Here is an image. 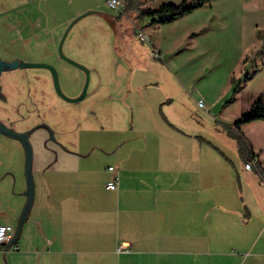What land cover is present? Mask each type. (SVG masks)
<instances>
[{
  "label": "rangeland",
  "instance_id": "1",
  "mask_svg": "<svg viewBox=\"0 0 264 264\" xmlns=\"http://www.w3.org/2000/svg\"><path fill=\"white\" fill-rule=\"evenodd\" d=\"M123 1L126 8L128 0ZM183 1L132 0L131 10L115 11L107 6V0H0L2 59L50 64L58 71L64 94L80 97L88 74L61 57L60 44L71 24L83 16L71 27L63 52L86 68L90 78L86 97L72 103L58 94L50 69L8 70L4 92L13 105H23L20 114L14 113L12 118L20 121L23 114L36 118L38 105L41 120L53 130L58 118L97 117L102 97L99 89L106 84L117 86L120 91L114 93L126 101L155 103L157 116L163 106L179 121V127L204 137L205 162L208 166L219 164L222 183H227L213 196L228 197L227 205L243 214L247 205L252 217H244L248 224L237 226L246 227L243 230L253 242H263L264 174L245 172L246 156L223 124L234 126L258 96L264 95V0H212L171 23L154 22L147 14L164 3ZM90 11L94 13L85 15ZM241 131L264 156V120L243 124ZM139 135L121 134L110 141L112 137L107 139L106 134H80L81 146L110 149L118 143L117 138L132 139L125 145L126 158L129 148L153 145ZM149 138L153 139V134ZM52 141H56L55 134ZM66 145L75 144L68 141ZM0 154V164L12 176L13 196L25 198L28 180L23 144L0 134ZM121 154L102 156L93 163L105 169L109 162L117 164ZM136 157L135 163L150 165L149 153L137 151Z\"/></svg>",
  "mask_w": 264,
  "mask_h": 264
},
{
  "label": "crops",
  "instance_id": "2",
  "mask_svg": "<svg viewBox=\"0 0 264 264\" xmlns=\"http://www.w3.org/2000/svg\"><path fill=\"white\" fill-rule=\"evenodd\" d=\"M119 91L101 86L97 117L58 118L56 141L48 142L43 131L31 137L35 199L19 238L8 250L9 243L0 246V264H264V241L253 242L246 227L237 226L248 224L249 207L243 214L227 205L228 197L212 194L227 183L219 164H206L204 137L179 127L165 107L157 116L155 103L129 102L117 97ZM26 120L19 125L40 122L33 116ZM80 134H106L110 141L141 134L153 145L129 148L125 158L132 139L117 138L110 149L85 148ZM68 141L76 146L68 147ZM253 150L258 163L252 169L245 163V172L264 174L263 151L255 144ZM137 151L150 154V165L134 162ZM121 152L118 163L105 169L93 163ZM6 170L0 164V226L13 229L15 237L28 196H13ZM116 176L119 187L108 189ZM120 246L130 251L119 252Z\"/></svg>",
  "mask_w": 264,
  "mask_h": 264
},
{
  "label": "water",
  "instance_id": "3",
  "mask_svg": "<svg viewBox=\"0 0 264 264\" xmlns=\"http://www.w3.org/2000/svg\"><path fill=\"white\" fill-rule=\"evenodd\" d=\"M91 13H94V12L93 11H90V12L86 13L85 15L91 14ZM82 17L83 16L79 17L78 19H76L71 24L69 30L66 32V34L63 37V40H62V42L60 44V54H61V57L64 58V59H66L70 63H72L74 65H77L78 67L83 68L87 72V74H88V80H87V83H86L84 92H83V94L80 97L75 98V99H72V98L67 97L64 94V92L62 90V87H61V84H60V79H59L58 71H57V69L54 66H52L50 64H46V63H35V62H25V61H21V60H14V61H11V62H6V61H4V60H2L0 58V75L2 74L3 71H6V70L7 71L8 70H15V69H19V68H48L53 73L55 87H56V90H57V92H58V94L60 96H62L63 98H65L66 100L71 101V102H77V101L83 100L85 98V96H86V93H87V90H88L89 81H90L89 80L90 79L89 78V72H88V70H86V68H84L80 64H78V63L74 62L73 60L67 58L64 55V52H63L64 41H65V39H66V37H67V35H68L71 27L73 26V24L76 21H78ZM0 131L2 133H4V135H6L8 137H11L13 139L19 140L23 144L24 149H25V152H26V176H27V180H28V189H27V192L25 193L28 196V202H27L26 208H25L22 216L20 217L21 220H20L19 227L16 230L15 237L13 238V240L9 243V246L7 247V250H8L9 247L12 245V243L17 238H19L20 233L22 231V227H23L24 221H26V219L28 218L29 211H30L31 206H32V204L34 202V199H35L36 187H35V181H34V176H33L34 148H33L32 142L30 140V136H31L30 132L29 133L17 132V131H15L13 129H10V128L6 127L1 122H0Z\"/></svg>",
  "mask_w": 264,
  "mask_h": 264
},
{
  "label": "trees",
  "instance_id": "4",
  "mask_svg": "<svg viewBox=\"0 0 264 264\" xmlns=\"http://www.w3.org/2000/svg\"><path fill=\"white\" fill-rule=\"evenodd\" d=\"M211 1L212 0H184L179 4L164 3L159 9H149L147 14L154 17V22L171 23L185 15L192 13L194 10L205 6ZM132 7V0H128V6L125 8V11H128L129 9L131 10ZM258 120H264V95H260L254 101L252 107L248 111L243 112L242 116L234 126L223 124V128L226 130V133L230 134L232 138L238 140L240 144V151L244 157L246 156V163L254 161L256 158H258V155L254 152L253 145L250 140L241 131V126L243 124L252 123Z\"/></svg>",
  "mask_w": 264,
  "mask_h": 264
},
{
  "label": "flooded vegetation",
  "instance_id": "5",
  "mask_svg": "<svg viewBox=\"0 0 264 264\" xmlns=\"http://www.w3.org/2000/svg\"><path fill=\"white\" fill-rule=\"evenodd\" d=\"M2 60H4V59H2ZM4 61L11 62L14 60H10V61L4 60ZM6 72H7V70L3 71L2 74L0 75V104H2L1 106H3V109H0V122L2 124H4L6 127L13 129L17 132H21V133H29L30 132V134H31L30 140L34 134H37L38 132L43 131L44 133L48 134V142H52V139L54 140V130L50 127V125L47 122L41 120L42 119V118H40L41 107H39V105L37 106L38 108L36 110V114H37L36 118L39 119V121H40L38 123H35V124L31 123L27 126L21 127L19 124L23 121L24 122L28 121L26 119H28L29 115L25 116L23 114L20 121H16L12 118L14 113L20 114L21 111L19 112V110H21V108H23V105H21V106L20 105L19 106L13 105L10 98H8L6 93L4 92V89H5L4 86L6 85V81H7L5 78ZM26 110H27V106H26ZM16 127L17 128L19 127L20 130H17ZM0 134H4V133H2L0 131Z\"/></svg>",
  "mask_w": 264,
  "mask_h": 264
},
{
  "label": "built area",
  "instance_id": "6",
  "mask_svg": "<svg viewBox=\"0 0 264 264\" xmlns=\"http://www.w3.org/2000/svg\"><path fill=\"white\" fill-rule=\"evenodd\" d=\"M125 2L123 0H107V6L115 11L122 10ZM155 20V19H154ZM201 106H205L203 102L200 103ZM258 158L254 161L246 164V169H252L253 165L257 162ZM109 170L111 172H115V167H110ZM120 178L116 176L111 182L108 183V189L116 190L119 187ZM14 238V230L7 226H0V246L4 248V246L10 243ZM119 252H128L130 249L127 246H120L118 248Z\"/></svg>",
  "mask_w": 264,
  "mask_h": 264
}]
</instances>
